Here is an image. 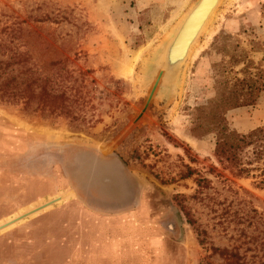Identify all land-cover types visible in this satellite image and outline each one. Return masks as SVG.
Wrapping results in <instances>:
<instances>
[{"label": "rangeland", "instance_id": "obj_1", "mask_svg": "<svg viewBox=\"0 0 264 264\" xmlns=\"http://www.w3.org/2000/svg\"><path fill=\"white\" fill-rule=\"evenodd\" d=\"M197 2L0 0V264H264V92L225 115L231 131L263 130L236 164L218 161L212 135L189 133L244 61L264 71V0H220L142 112ZM30 72L71 114L13 96L5 82Z\"/></svg>", "mask_w": 264, "mask_h": 264}, {"label": "trees", "instance_id": "obj_2", "mask_svg": "<svg viewBox=\"0 0 264 264\" xmlns=\"http://www.w3.org/2000/svg\"><path fill=\"white\" fill-rule=\"evenodd\" d=\"M244 68L240 71L242 77H234L233 81H222L216 89L212 102L195 109L194 121L189 133L202 139L212 135L215 140L214 155L221 162L236 164L238 153L261 142L263 130H254L247 135L239 134L228 128L225 115L228 111L240 107L255 105L264 92V71L257 68L254 73L249 71L252 61H244ZM17 80V79H16ZM10 79L5 82L13 84L15 93L24 107L36 104L35 110L47 112L49 115L68 116L71 110L67 105L64 92L56 93L49 87L47 78L36 76L33 72L16 81ZM264 153V147L257 151V157Z\"/></svg>", "mask_w": 264, "mask_h": 264}, {"label": "water", "instance_id": "obj_3", "mask_svg": "<svg viewBox=\"0 0 264 264\" xmlns=\"http://www.w3.org/2000/svg\"><path fill=\"white\" fill-rule=\"evenodd\" d=\"M203 1L204 0H198V2L186 13V15L183 17L181 22L176 27L171 38L166 42L162 51L160 52V55H159V58L156 64L157 71H158L157 76L147 95L146 102L144 104L142 112H144L146 108L148 107V104L150 100L152 99L154 92L156 91L158 86L162 84L174 83L183 65L185 64L186 59L188 58L193 45L196 43L198 36L200 35L202 30L208 23L209 19L211 18L210 14L213 15L216 7L218 6L220 2L219 0L216 4H214L215 6H212L213 8L211 9L213 13L212 11L211 13L209 12L210 14L204 17V19L202 20L203 22L200 24V26L197 29L195 28L191 33H189V35L186 38H184L185 33H186L185 28L187 26L188 21L194 15V13L197 12L198 8L202 5ZM52 202L54 203V201ZM29 215L31 214L22 216V218H20L19 220L23 221L25 218L30 217ZM19 220L15 221L14 224L19 222Z\"/></svg>", "mask_w": 264, "mask_h": 264}, {"label": "bare ground", "instance_id": "obj_4", "mask_svg": "<svg viewBox=\"0 0 264 264\" xmlns=\"http://www.w3.org/2000/svg\"><path fill=\"white\" fill-rule=\"evenodd\" d=\"M215 2V0H205L204 3H202V6H200L197 10L196 13H194V15L190 18V20L188 21L187 25L190 24L191 20L194 21H197V20H200V16L204 15V13L208 12V8H210V6ZM218 2V1H217ZM211 4V5H210ZM151 66V65H150ZM187 66V65H186ZM186 68V67H185ZM151 69V68H150ZM153 69V68H152ZM184 72V71H183ZM181 73H182V70H181ZM131 74V70H129L127 72V76H129ZM181 76V75H180ZM151 82V81H150ZM151 87V85H150ZM150 91V90H149ZM21 218V217H20ZM15 221V220H14ZM8 224V223H7Z\"/></svg>", "mask_w": 264, "mask_h": 264}]
</instances>
